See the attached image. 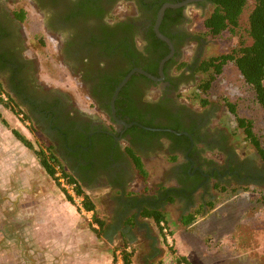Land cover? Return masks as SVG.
I'll use <instances>...</instances> for the list:
<instances>
[{"label": "flooded vegetation", "instance_id": "af4514ba", "mask_svg": "<svg viewBox=\"0 0 264 264\" xmlns=\"http://www.w3.org/2000/svg\"><path fill=\"white\" fill-rule=\"evenodd\" d=\"M185 2L188 4L183 7L167 8L159 27L171 48L156 33L158 15L166 4ZM211 9L210 0H0V82L7 94L26 108L61 160L84 181L111 172L110 162L115 165L129 149L136 148L165 152L176 160L182 155L188 159L174 173L179 194H194L209 183L214 189L222 186L264 192V157L251 143L248 146L255 149V158H249L248 151L241 148L246 142L232 149V136L222 124L226 114L221 113L217 121L210 117L221 107L210 102L205 108L197 104L200 112L190 108L195 101L189 97L201 81L198 68L209 44L199 38L200 28L189 27L190 19L194 13L204 17ZM30 13L38 16L40 32L56 36L60 66L67 69L79 92L87 94L91 104L106 116L109 126L96 122L63 90L50 93L44 84H38L41 67L30 55ZM192 54L195 57L188 62L185 56ZM185 63L187 67L179 70ZM134 69L158 81L135 73L137 77L132 81L134 75L131 77L115 101L116 118L166 131L127 128L114 121L113 96ZM173 128L189 136L170 133ZM208 151L217 159L220 154L227 155L222 166L207 162L204 157Z\"/></svg>", "mask_w": 264, "mask_h": 264}, {"label": "crops", "instance_id": "0c3cea01", "mask_svg": "<svg viewBox=\"0 0 264 264\" xmlns=\"http://www.w3.org/2000/svg\"><path fill=\"white\" fill-rule=\"evenodd\" d=\"M82 109L99 124L110 125L105 122L106 116L94 106L89 104L88 108ZM0 113V134L5 130L12 137L4 133L6 142L0 139V165L8 163L13 169L9 177L26 179L22 189H10L11 197L7 198L6 204L0 199V209L6 211L4 222L0 218V264H112L118 252H122L123 257L125 253L131 254V264H178L180 258H185L189 264H222L228 257L238 264L240 256L233 259V252L223 256L214 242L208 244L210 236L202 234L200 227L204 222H210L208 217L221 208L222 203L217 202L222 195L246 189L222 186L214 189L209 183L194 194H179L181 188L174 173L188 159L182 155L176 160L165 152L134 147L129 150L135 156L126 152L115 165L109 163L111 172L92 175L87 181L77 178L63 162L95 205L94 212L88 211L92 220L87 221L73 205L74 199L65 196L49 181L51 176L36 153L33 159L38 160L41 167L31 168L32 149L13 133L18 131L25 135L20 122L1 104ZM221 113V109L212 111L210 117L217 121ZM210 128L214 129V126ZM225 129L232 136V149H239L237 145L246 142L241 148L245 147L246 152L253 149L247 152L248 157H256L255 149L248 146L250 143L245 135L242 141L240 137H234L228 127ZM226 156L220 154L217 159L208 151L204 158L208 163L211 161L222 166ZM136 159L146 171V178L139 173ZM148 212H159L166 221L158 224L146 215ZM188 218L193 220L186 224ZM99 222L104 224L103 228ZM163 225L167 226L170 236L164 232ZM209 225L212 226L207 223V227ZM222 238L225 237H216L217 243ZM207 249L216 250V253L210 254Z\"/></svg>", "mask_w": 264, "mask_h": 264}, {"label": "rangeland", "instance_id": "374dc122", "mask_svg": "<svg viewBox=\"0 0 264 264\" xmlns=\"http://www.w3.org/2000/svg\"><path fill=\"white\" fill-rule=\"evenodd\" d=\"M253 7L254 1L250 0L248 8L242 15L240 28L236 32L231 33L226 31L219 38H207L209 44L206 47V57L229 53L238 47L241 42L247 45L252 43V40L248 36L247 29L249 25V15ZM209 14L200 17L197 13H194L193 18L190 19L191 25L189 27L203 29V21ZM30 16L32 18V21L29 23L32 27V33L30 34L31 44L29 45L30 55L39 62L41 67V79L38 81V84H44V86H46L44 90L50 93H60V90H63V92L66 93L65 96L81 109L88 108L89 104L93 107L91 101L88 100L87 94L80 93L79 89L75 87V84L68 75L67 69L60 66L58 56L56 55L59 49V42L56 36L40 32L41 25L38 16L32 15L31 13ZM25 25L28 26V24ZM194 57L195 54H192L190 56H185V59L188 62H192ZM203 77L202 74H199L201 80ZM2 87L4 91L2 94L8 96V101L1 98L2 101H0V104L7 108L10 114L15 116L16 121L20 122L19 126L21 131H23L25 134L24 136L33 145L34 149L30 152L31 168L35 166L40 168L39 161L36 159L37 162H35L33 159V155L35 156L34 153H36L35 150L46 149L52 146L51 142L41 130H39L30 114L27 113L22 105L7 94L4 84ZM210 98V102H212L216 108L220 106L222 113L226 114L225 119L223 118L225 122L222 124H225L228 129L232 130L237 137H240L242 141L244 140V134L238 127L236 116L230 113L225 105L227 101L236 104L238 116L249 119L253 124L254 132L259 139L264 142V110L256 102L255 93L245 84L242 75L233 63H229L225 66L223 74L218 78L210 91ZM6 103H9V106ZM197 104V102L192 103L190 108L193 111L200 112L201 108H199ZM10 106L13 109H10ZM4 133L9 137H11V133L9 134L4 130V132L0 134V139L6 142L7 137L4 136ZM250 150L253 151L251 148ZM3 158H6V156H3ZM59 161L61 163L60 167H62L65 172L72 175L60 158ZM6 164V166L0 165V199H2L5 204L7 203V198L11 197L10 189L18 191L25 186L23 183L26 181V179H22V177L16 179L9 177V173L13 169H10L8 163ZM57 168L59 167L56 165L55 176L51 177V179L49 178V181L55 188L61 190L64 195L68 197L69 194L67 190L61 186V183L56 177ZM72 202L79 210L75 201L72 200ZM217 203H222L221 208L208 217L210 222H204V225L200 227V232L202 234H208L210 236L207 239L208 244L214 242V244L217 245V249L222 250L223 256L227 253L231 254V252H233V259L236 258V255L240 256L238 258V264H264V192L261 190L253 191L252 189H246V191H239L236 193L230 191L222 195ZM80 213L87 221L92 220V215H90V213L83 214L81 211ZM0 218L1 222H4L2 219L6 218V211L2 212L0 209ZM207 223L212 224V226L209 225L208 228ZM218 236L225 237L219 241L220 243L218 242L219 244L216 241V237ZM207 246L209 247L210 245ZM208 250L210 254L216 253V250L207 249V251ZM230 258L231 257L226 258L222 264H235L233 259V262L229 260Z\"/></svg>", "mask_w": 264, "mask_h": 264}, {"label": "trees", "instance_id": "16d2710c", "mask_svg": "<svg viewBox=\"0 0 264 264\" xmlns=\"http://www.w3.org/2000/svg\"><path fill=\"white\" fill-rule=\"evenodd\" d=\"M212 4V9L210 14L203 21V29L200 28L198 33L199 38H219L224 32H236L240 28V21L242 15L246 11L250 0H210ZM254 7L249 15V25L247 33L252 43L247 45L241 42L238 47L233 49L231 52L226 54H221L217 56L206 57L198 68V72L204 77L198 83L190 95V99L194 100L201 107L205 108L210 104V91L218 80V78L223 74L225 66L229 63H233L240 74L242 75L244 82L249 88L255 93L256 102L264 110V0H253ZM171 11V10H168ZM187 67V64H182L179 66V70ZM129 73H123L121 78L117 80L115 85L111 88V92H114L120 81ZM137 77L134 75L131 81ZM130 81V82H131ZM129 82V83H130ZM0 82V101L2 97L3 87ZM125 89V88H124ZM9 95V94H8ZM113 95V94H111ZM121 96V94H120ZM11 98V97H10ZM12 99V98H11ZM10 101V99H9ZM9 106V103H6ZM226 107L228 111L236 116L237 124L240 129L243 130L245 139L251 143L264 157V142L259 139L257 134L254 132L252 122L247 118L239 117L236 110V104L229 101L226 102ZM10 109H13L10 106ZM2 117L0 113V118ZM135 118L131 119V122ZM139 120V119H138ZM3 123L7 122L3 120ZM148 126H152L149 124ZM153 127V126H152ZM135 129H137L135 127ZM176 132H182L178 128H173ZM145 133L143 130H140ZM14 135L23 142L28 148L34 149L33 145L18 131H13ZM145 135H151V133H145ZM167 135L172 139H177L175 135L167 133ZM38 159L40 160L42 166L45 168L47 173L54 177L56 173V165L62 169L61 163L54 152L52 146L46 149L35 150ZM130 155L135 156L132 150L128 152ZM136 165L139 173L146 178V171L144 170L140 160L136 159ZM64 177L70 182L77 184L78 192L84 195V207L87 211L94 212L95 205L89 199V197L83 193L81 185L73 175L65 172L62 169ZM221 191H225L222 189ZM147 216L152 217L159 224L162 221H166L165 216L159 212H148ZM193 219L188 218L185 221L189 224ZM101 228L104 227L102 222H99ZM131 254H124V259L126 264H131ZM178 264H189L185 258H180Z\"/></svg>", "mask_w": 264, "mask_h": 264}, {"label": "water", "instance_id": "95a60500", "mask_svg": "<svg viewBox=\"0 0 264 264\" xmlns=\"http://www.w3.org/2000/svg\"><path fill=\"white\" fill-rule=\"evenodd\" d=\"M187 4H188V2H185V3H179V4H166V5H164V7L161 9V11H160V13H159V15H158V21H157V25H156V28H155L156 33H157V35H158L162 40L168 42L169 45L171 46V48H173V47H172L170 41L168 40V38H166L164 35H162V34L160 33V31H159L160 24H161V22H162V19H163V17H164V14H165V11H166L167 8H180V7H183V6L187 5ZM173 54H174V52H172V54H171L169 57H167L166 60L170 59V58L173 56ZM166 60H165V61H166ZM163 64H164V63H163ZM163 64H162V68H163ZM162 68H161V69H162ZM135 73L142 74V75L147 76V77H149V78H151V79H153V80H155V81H158L157 78L152 77L151 75H149L148 73H146L145 71H143V70H141V69H134L133 71H131V72H130V73H129V74H128L123 80H122V82L119 84V86L117 87V89H116V91H115V94H114V96H113V99H112V109H113V111H112V116H113L114 121L117 122L118 124H122V125L126 126L127 128H131V127H133V126H137V127H139V128H142V129H144V130H148V131H166V130H157V129L147 128V127H144V126H142V125H140V124H138V123L127 124L126 122L120 121L119 119L116 118V116H115V115H116L115 101H116V99L118 98V95H119L120 91H121V90L123 89V87L129 82V80L131 79V77H132ZM161 75L163 76V72L161 73ZM169 132H170V133H173V134H175V135H183V134H184V135H186V136H189L188 133H182V134H181V133H177V132H175V131H173V130H169Z\"/></svg>", "mask_w": 264, "mask_h": 264}, {"label": "built area", "instance_id": "2783aa9c", "mask_svg": "<svg viewBox=\"0 0 264 264\" xmlns=\"http://www.w3.org/2000/svg\"><path fill=\"white\" fill-rule=\"evenodd\" d=\"M5 101H8V96L6 94H2V97ZM56 177L58 178L59 182L61 183V186L63 188H65L68 192V194L74 199L75 203L77 204L79 210L83 213V214H88V211L85 209L84 207V195L80 194L78 192V187L77 184L75 183H70L63 175V172L60 170V168H57V174ZM164 228V232L166 233V235L170 236V232L167 228L166 225H163ZM112 264H126L124 257H123V253L122 252H118L117 253V257L114 263Z\"/></svg>", "mask_w": 264, "mask_h": 264}]
</instances>
